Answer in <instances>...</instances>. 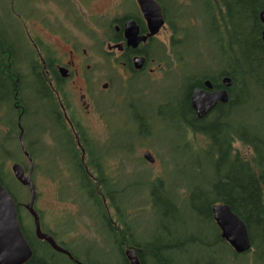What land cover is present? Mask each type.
<instances>
[{
  "label": "trees",
  "instance_id": "obj_1",
  "mask_svg": "<svg viewBox=\"0 0 264 264\" xmlns=\"http://www.w3.org/2000/svg\"><path fill=\"white\" fill-rule=\"evenodd\" d=\"M155 1L162 8L168 30V36L163 44H160L156 55L148 53L149 58L155 60V64L160 65L159 71L169 73L175 67L186 65L193 67V65L205 62L203 70L180 77L181 84H183L181 100L178 103L169 101L167 104L171 106L168 118L175 125V133L182 140V145L187 149L198 147L207 161V168L212 172L213 180H211V187H208L206 191L182 190L180 194L175 192L168 196L165 186V191H162V181L151 177L152 180L144 183L145 187L149 188L144 207L159 212L162 220L170 221L169 212L171 208L177 206V200L173 197L178 195L183 202L191 199L193 203L188 206L187 210L195 213L199 227L211 228L212 236L208 239L202 238L198 236L196 229L193 230L196 235L193 234L191 237L168 236L163 241L137 239L135 232L125 222L131 219L135 209H132L128 200L120 198L123 193L122 189L112 183V174L115 171L113 165L118 161L112 157L118 154L121 157H128L132 154V146L135 143L131 136L144 138L149 134L137 130L133 133L131 130L130 134L128 133L130 136L125 137L120 130L116 135L119 143L113 146V143L109 145L110 139L107 132L102 135L103 138H100L88 134L85 129L80 132V138L84 139L81 148L86 154L85 160H82L83 163L80 159L81 151L74 150V147L72 150L77 157H75V163L79 173L72 175V178H76L79 186L84 189L75 194L78 198L82 197L84 204L92 203L93 207L101 212L102 218L105 216L110 235L116 236L112 241L105 240L103 248L100 249L99 262L100 264H114L110 255L112 249L115 248L124 264H128L124 259L123 251L129 248L135 251L140 264H235L239 255H236L230 246L223 242L211 218L212 205L222 204L228 206L233 215L245 224L250 239L252 262L254 263L255 260L257 264H263L264 44L261 40V30L264 29V25L258 18L259 13L264 11V0ZM193 4L196 5L195 8L192 7ZM188 22L192 25L204 24V34L200 35L202 41L192 46L189 45L186 34L189 32L186 29ZM223 78H228L231 82V86L227 89L228 102L215 106L206 117L198 119L189 103L193 90L207 91L204 81H208L213 90L222 89L220 81ZM119 86L118 106L120 109L118 107L117 110L114 109L117 106L115 102L110 110L106 107L107 114L102 117L105 124H112L114 128L116 127L114 124H118L120 119L118 117L122 116L123 120L128 118L131 122L140 124L138 127H141L139 120L133 121L139 117L138 110L133 109V113L135 112L133 118L129 115V109L132 105L136 106L134 103L142 97L134 92V87H129L126 81ZM120 103L126 106L121 107ZM163 106L162 103L157 106L155 113L160 112ZM116 113L117 117H115ZM259 113L263 114L261 118L258 117ZM158 115L161 116V114ZM150 116L153 118L149 120L155 119L153 115ZM149 120L143 121L144 124L149 123ZM58 125L64 127L60 123ZM25 126L27 133L29 126L26 121ZM31 127L34 128V126ZM35 127L39 128L37 125ZM60 138L69 139L71 135L63 128ZM25 139L28 140L27 137ZM105 139L109 140L105 143L108 145L103 143ZM16 142L7 138L5 145L8 148L12 146V149H16L18 153L20 149ZM2 154L0 147V184L15 204H18L19 196L14 194L5 183V179H11L12 176L7 170V162L10 161L2 158ZM21 163L26 164V160L21 158ZM62 174L63 172L58 175L59 179ZM17 210L22 234L25 240L29 241L30 231L23 227L25 219L22 211L19 208ZM183 231L184 229H181V232ZM188 249L210 254L212 255L211 260L202 263L203 258H190L187 253ZM221 249H225L230 256L227 262L224 261L223 255L218 253Z\"/></svg>",
  "mask_w": 264,
  "mask_h": 264
},
{
  "label": "flooded vegetation",
  "instance_id": "obj_2",
  "mask_svg": "<svg viewBox=\"0 0 264 264\" xmlns=\"http://www.w3.org/2000/svg\"><path fill=\"white\" fill-rule=\"evenodd\" d=\"M128 1L129 5L126 2L124 4V0H115L107 11L100 9L93 11L91 7L102 6L99 5L101 0H0L2 158L11 161L17 153L12 146L8 148L5 145L7 138L16 139V145L20 149L17 159L20 157L27 162V169H23L26 175L30 169L27 155L30 157L33 163L31 181L36 193L33 208L39 217V229L41 234L50 238L58 247L54 249L48 241L36 236L34 221H29L30 227L24 221L23 227L30 231V240L27 244L31 252L29 260L24 264H100L97 258L93 261L80 258L71 248V241L79 237L85 238L84 235L74 233V228H68L67 233L62 234L53 230L48 225L61 222L56 221V218L43 221L37 209L39 193L36 177L38 173L47 176L43 173L41 163L48 159L54 161L51 156L52 149L61 143L64 146L63 150L68 153L69 160L56 163L57 178L54 180L56 185L59 187L58 175L63 172V176L64 170L68 173V170L73 169L75 174H79L75 163L77 157L72 153L73 147L74 150L84 152L81 148L84 139L80 138V132L86 129L89 117L96 115L99 117L97 110L102 94L109 93L112 89L110 86L112 81L108 79L102 83L96 81L95 93L91 92V81L88 76L91 66L87 64L88 62L101 59L102 67L112 70L119 68L124 74V82L127 81L129 87L134 89L136 88L133 85L134 81L141 73L151 75L160 70V65L155 64V60L150 59L148 53L156 55L160 44H163L164 39H160V34L162 30L167 29L166 23L164 22L157 34L148 37L145 42H140L136 47H127L124 38L127 23L132 22L138 28L139 37L148 34L139 0ZM163 21H166L164 14ZM86 44L89 45V49L85 47ZM136 58L144 60L140 70L134 68L133 60ZM151 64L152 66L155 64L156 67L152 69ZM113 103L107 102L109 105ZM133 109L137 110V106L132 105L131 110ZM7 112H10L14 119L13 117L12 120L7 119L10 115ZM105 114L107 110L103 109L100 116L103 117ZM35 115L43 118L45 116L41 128L34 129L35 125L32 128L27 122L31 117L35 118ZM138 116L135 119L139 120L138 122L147 121L139 110ZM25 121L29 126L27 133ZM63 128L69 132L72 139L60 138ZM34 132L38 134L48 132L51 138L34 136ZM20 135L27 155L21 149ZM35 148L37 153L34 152ZM84 156L86 157V154L82 153L81 162L85 160ZM71 184L75 193L84 190L76 178ZM22 187L26 189L28 199L18 205L27 213L25 205L29 202V188ZM62 200H66L65 197H62ZM67 201L71 202V199ZM87 206L90 212L83 221L104 220L108 227L105 216L102 218L101 212L97 211L92 203ZM107 213L109 214V211ZM65 214L66 212L58 216L64 219ZM96 238L93 235L91 239L86 238V241H93Z\"/></svg>",
  "mask_w": 264,
  "mask_h": 264
},
{
  "label": "rangeland",
  "instance_id": "obj_3",
  "mask_svg": "<svg viewBox=\"0 0 264 264\" xmlns=\"http://www.w3.org/2000/svg\"><path fill=\"white\" fill-rule=\"evenodd\" d=\"M114 1L115 0H103L102 2L101 0L99 5L101 4L102 6H99L98 8L91 7V9L93 11L99 9L101 11H107ZM125 2L127 5L130 4L128 0H124V4ZM192 7L195 8L196 5L193 4ZM186 29L189 31L186 34L190 46L202 41L200 35L204 34L203 23L192 25V23L188 22ZM167 33V29L162 30L160 39L165 40L168 36ZM85 47L89 49L88 44H86ZM102 61L103 60L101 59H97L93 61L91 60L87 63L91 66V70L88 72L91 81V92L95 93L96 81L102 83L108 79H111L110 81H112L110 85L112 86V89L109 93L102 94L99 110H97L99 111V114L97 113L99 117H97V115L96 117H89L86 121L87 126H85V128L88 134L103 138L102 135L107 132V136L110 139L109 145L113 143V146H117L119 143L116 135L120 130L124 133L125 137L130 134L131 130L133 133L137 130L145 132L144 134H149L148 136L141 138L132 133L133 136L131 137L133 138V141H135L132 146V154H129L128 157H121L118 153H115L118 155L112 157L114 160L118 159L113 165L115 171L112 174V183L119 189H122L121 192L123 193L120 198L122 200H128L132 209H135L131 219L125 222L128 223L131 230L135 232V237L139 240L159 241L160 239L163 241L166 240L168 236H176L177 238L182 236L191 237L195 234L193 230L196 229L198 236L206 239L210 238L212 236L210 233L211 228L208 226L199 227V221L195 219V213H191L187 210L188 206L193 203L191 199H187L183 202L180 196L177 195V197H173L177 200V206H175L176 208H171L172 210L169 212L170 221L162 220L159 216V212L152 210L149 207H144L145 198L149 191L148 186L145 187L144 183L146 184L152 180L151 177L162 181V191H165L166 187V194L168 196L175 192H179L180 194L182 190L188 192L206 191L208 187H211L213 176L212 172L207 168L208 164L205 157H203V153L196 146L187 149L182 145V140H180L177 133H175V125L168 118L171 106H168L167 104L169 101L178 103V101L181 100L180 94H182L181 90L183 84H181L180 77L182 75H190L199 70H203L205 62L193 65V67L190 65L175 67V69L169 71V73L158 71L159 73L155 72L156 74L139 75L133 84L136 87L134 92L142 97H136L140 98L134 103L137 106V110L142 112L146 118L150 115L155 117V108L160 106L161 103L164 104V106L160 108V112L156 113L155 119L149 120L146 127H138L139 124L131 122L128 118L123 120L122 116H120L118 117L120 118L118 124H114L116 127L113 128L112 124L108 126L104 124L100 112L103 109H106V107L110 110L112 104L109 105L107 102L111 101L115 102L117 105L116 108L114 107L115 110H117V107L120 109L118 106L120 96L117 97V94L119 95V85L124 82L125 77L119 68L112 70L102 67ZM206 65H208V62H206ZM150 67L154 69L156 65L153 64L152 66L151 64ZM144 91L145 93H140ZM120 106L125 107L126 105L122 106L120 103ZM130 114L131 111L129 109V115ZM158 114H161V116ZM43 115L45 114L43 113ZM45 116L43 118L40 115H35V118L31 117L27 122L31 126L37 125L41 128L42 123L45 122ZM261 116H263V114L259 113L258 117L261 118ZM12 117L13 116L10 113L7 119L12 120ZM115 117H117V113L115 114ZM106 127H108L107 130ZM34 136L51 138L48 132H43L41 134L34 132ZM13 141H16V139ZM108 142L109 140L105 139L103 143L105 144ZM63 148L64 146L62 143L59 146H54L51 152L54 161L48 159L41 163L43 173L47 176L45 177L41 173H38L36 177V185L39 193L37 209L41 213L43 221H51L55 218L56 221H61L58 224L48 225L53 230L59 231L62 234L67 233L68 228H74V233L84 235L85 238L79 237L71 241V248L80 258L85 259L86 261H93L95 258L100 260V249L103 248L105 240L110 239V241H112L116 236L113 234L110 235L105 221H83L86 219L90 209L89 206L84 204L83 201L78 198L75 194L76 191H73L71 184V181L73 180L72 175L75 174L73 169L68 170L69 174L64 170V175L60 178L59 187L56 185L54 181L57 178L55 173L56 163L69 160L68 153L64 151ZM34 152L37 153V148L34 149ZM146 152L151 155L153 163H149L142 159ZM119 157L124 161L120 160ZM13 159L16 160H12V163H19L22 166L25 165V163H21L20 157L17 159V153L14 154ZM7 163V170L10 173L9 167L12 163L11 161ZM110 165L112 166V163H110ZM10 178L13 179L12 177ZM11 179L6 178L5 182L9 184L10 189L14 194L19 196L21 200H24L27 197L26 189L17 185ZM62 197H65L66 200L62 201ZM75 198L77 201H75ZM69 199H71L73 203L68 202L67 200ZM64 212H66V214L63 216L64 219H62L58 215ZM23 216L27 226L30 227V219L25 213H23ZM179 217L180 219H177ZM181 229H184V231L181 232ZM93 235L97 237L96 240L86 241V238L91 239ZM251 252L239 256L236 263L242 264L241 262H243V264H257L255 260L254 263L252 262L253 258L250 257L252 256ZM187 253L188 256L193 259L203 258L202 263L207 260L210 261L212 257V255L202 254L196 249H188ZM218 253L221 256L223 255L225 262L230 259V256L225 249H221ZM110 257L114 264H124L123 260L120 259V256L117 255L115 248L112 249Z\"/></svg>",
  "mask_w": 264,
  "mask_h": 264
},
{
  "label": "water",
  "instance_id": "obj_4",
  "mask_svg": "<svg viewBox=\"0 0 264 264\" xmlns=\"http://www.w3.org/2000/svg\"><path fill=\"white\" fill-rule=\"evenodd\" d=\"M141 11L143 12L145 23L147 24L148 34L144 37H139L138 28L132 23H127L125 26L124 38L126 46L136 47L140 42H145L148 37L157 34L163 26V17L159 5L154 0H139ZM259 21L264 25V11L259 13ZM261 40L264 44V29L261 30ZM120 47H118L119 49ZM134 67L139 70L142 68L144 60L137 58L134 59ZM63 76H66L63 74ZM228 78H223L221 81L224 88L223 90L208 92L205 90L195 89L190 95V108L193 109L198 119L204 118L211 112L218 104H225L228 102V94L226 89L231 86ZM204 86L207 89L211 88L208 81H204ZM20 146L25 155L27 152L24 148L22 136H19ZM30 169L27 175H24L23 169L17 164H13L11 171L14 178L23 186H28L30 191V200L25 206L26 210L32 217L35 226L36 236L41 240L48 241L52 248L58 249L55 243L41 234L39 229V218L33 210V203L35 199V192L30 179L33 164L30 157ZM149 163H153V159L149 153L143 156ZM213 221L220 231V237L230 246L236 255L248 253L250 250V239L247 229L236 215H233L230 208L226 205L215 204L211 207ZM125 259L128 264H140L133 249H126L124 251ZM31 252L29 246L25 242L23 235L20 231L16 208L12 198L6 190L0 185V264H24L29 260Z\"/></svg>",
  "mask_w": 264,
  "mask_h": 264
}]
</instances>
